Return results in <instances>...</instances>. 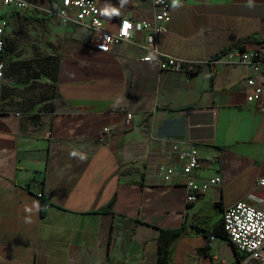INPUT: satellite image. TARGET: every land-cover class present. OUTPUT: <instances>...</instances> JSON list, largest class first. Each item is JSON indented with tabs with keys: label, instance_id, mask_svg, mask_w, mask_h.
<instances>
[{
	"label": "crops",
	"instance_id": "1",
	"mask_svg": "<svg viewBox=\"0 0 264 264\" xmlns=\"http://www.w3.org/2000/svg\"><path fill=\"white\" fill-rule=\"evenodd\" d=\"M28 2L25 13L0 4L5 42L8 29L35 24L68 48L50 110L11 107L13 71L0 78V264H156L160 229L178 230L167 264H240L222 212L240 199L264 211L255 184L264 176V108L246 101L252 70L238 62L241 49L228 48L264 41V0H180L155 45L196 62L181 72L142 60L144 30L103 52L84 24L59 25L58 0ZM95 2L109 30L154 14L148 0ZM112 8L119 14H103ZM190 145L201 162L194 180L220 177L194 202L177 162ZM164 162L174 167L170 181Z\"/></svg>",
	"mask_w": 264,
	"mask_h": 264
},
{
	"label": "built area",
	"instance_id": "2",
	"mask_svg": "<svg viewBox=\"0 0 264 264\" xmlns=\"http://www.w3.org/2000/svg\"><path fill=\"white\" fill-rule=\"evenodd\" d=\"M151 2L154 14L151 21L141 20L133 22L127 17L119 20L114 30L105 27L100 17L95 0H58L55 10L51 13L64 24L73 22L84 24L89 32L88 41L99 51H108L111 46L131 39L134 30L146 31V42L149 53L142 60H156L162 69H171L181 72L185 68H194L196 62L183 60L174 55L161 52L155 45L157 34L167 31L166 24L171 18L172 3L170 0H148ZM0 4L10 6L17 12L25 13L30 7L28 0H0ZM131 27L128 28L127 25ZM7 20L0 18V78L6 67L5 28ZM139 25V27H137ZM127 33L125 35L124 33ZM147 58V59H146ZM237 60L249 66L252 74L245 78L246 101L264 108V41L254 50L241 49L237 52ZM132 117L127 113V119ZM108 127L102 129V134L109 132ZM177 162L184 177L186 187L185 199L187 202L196 201L209 187L220 182L219 176L208 178L203 182H196L192 171L200 166L197 150L193 145L178 152ZM159 172L166 181H170L174 174V167L167 163L158 166ZM255 184L264 188V176L259 177ZM42 196L41 192L37 193ZM222 226L229 241L241 254L240 264H264V211L255 208L244 200H237L226 206L222 212ZM211 234L209 238H213Z\"/></svg>",
	"mask_w": 264,
	"mask_h": 264
},
{
	"label": "rangeland",
	"instance_id": "3",
	"mask_svg": "<svg viewBox=\"0 0 264 264\" xmlns=\"http://www.w3.org/2000/svg\"><path fill=\"white\" fill-rule=\"evenodd\" d=\"M60 24L62 22L59 20ZM6 42L11 58L7 71L15 70L11 79L16 83L9 89L13 90L11 107L26 112L52 109L58 100L53 80L49 79L48 82L44 75L33 79L30 71L43 70V64L47 61L50 64L48 72L52 75L54 69L51 63L56 60L54 54L62 55L66 52L68 44L62 38L56 39L49 35L47 29L35 24L19 27L16 31L8 29ZM48 55H51L49 60H45Z\"/></svg>",
	"mask_w": 264,
	"mask_h": 264
},
{
	"label": "trees",
	"instance_id": "4",
	"mask_svg": "<svg viewBox=\"0 0 264 264\" xmlns=\"http://www.w3.org/2000/svg\"><path fill=\"white\" fill-rule=\"evenodd\" d=\"M55 9L56 8L53 6V10H55ZM243 42H244V40L243 41H240L238 44H235L232 47H229L228 49H233L235 47H238L239 49H242ZM228 49L223 50L222 53L226 52ZM8 50L9 49H8L7 42H5L6 56H4V59H5L6 67L9 66V63H11V60H10L11 58L9 57V55H7L8 54ZM50 56L51 55L45 56V60H49L48 57H50ZM53 57L56 60L51 63V64H53V69H54L52 75L50 74V72H48V70L50 68V66H49L50 64L47 63V61H46V63L44 62V64H43L44 65V67H42L43 70H40L39 71L37 69H35V70H31L30 69L31 70L30 72L32 73L30 75H31V77L33 79H37L41 75H44V76H46V79H47L48 82L50 81L49 79L53 80V83H54L53 85L55 87V80H56L55 76H56V73H57V70H58L60 58L56 54H54ZM50 59H52V58H50ZM40 64H41V62H40ZM6 67H5V69H6ZM4 72H5V70H4ZM12 73L14 74L15 73V70ZM35 116L36 115H34V114L31 115V117H35ZM45 205H47L46 204V201H45V199H42V212L44 210ZM109 210H110V208L108 206V207H104L102 211L108 212ZM223 233H224L223 235H226L225 232H223ZM177 234H178V230L177 229H175V230H173V229H169V230H165V229L162 230V229H160V233H159L158 238H157L158 239V246H157V248H158L157 249L158 256H157V259H156V264H167L166 257L168 255V247H169L171 241L174 239V237Z\"/></svg>",
	"mask_w": 264,
	"mask_h": 264
},
{
	"label": "clouds",
	"instance_id": "5",
	"mask_svg": "<svg viewBox=\"0 0 264 264\" xmlns=\"http://www.w3.org/2000/svg\"><path fill=\"white\" fill-rule=\"evenodd\" d=\"M172 6H173V8H176V7L181 6V5H180V0H172ZM248 6H249V7L252 6V0H249V5H248ZM103 14L111 16V15H113V14H117V15H118L119 13H118V10H117V9L112 8L111 10L105 9ZM127 27L130 28L131 25L128 24ZM137 27H139V25H137ZM124 34L127 35L126 32H125ZM146 59H147V58H146ZM81 159H84V157H81Z\"/></svg>",
	"mask_w": 264,
	"mask_h": 264
}]
</instances>
